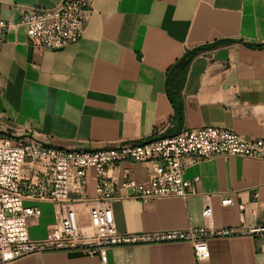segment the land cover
Returning <instances> with one entry per match:
<instances>
[{
  "label": "crops",
  "instance_id": "crops-1",
  "mask_svg": "<svg viewBox=\"0 0 264 264\" xmlns=\"http://www.w3.org/2000/svg\"><path fill=\"white\" fill-rule=\"evenodd\" d=\"M61 2L0 0V17L14 23L0 37V132L32 135L67 149L141 143L207 125L247 138L264 136V0H94L78 42L59 50L32 47L19 24L23 9ZM220 39L238 41L205 49L191 61L180 95V121L166 92L167 72L187 50ZM107 173L118 185L127 177L149 179L144 162L125 160ZM196 177L194 193L186 198L116 199L118 231L202 226L205 194L211 197L216 228L242 232L264 224L263 161L213 156L189 164L185 178ZM95 184L90 169V195ZM227 196L234 204H222ZM25 205L41 209L29 224L30 238H44L56 220L55 205L31 200ZM209 249L210 258L200 263L191 243L172 242L111 247L106 261L78 251L47 250L7 264H264V237L212 238Z\"/></svg>",
  "mask_w": 264,
  "mask_h": 264
},
{
  "label": "built area",
  "instance_id": "built-area-1",
  "mask_svg": "<svg viewBox=\"0 0 264 264\" xmlns=\"http://www.w3.org/2000/svg\"><path fill=\"white\" fill-rule=\"evenodd\" d=\"M94 0H62L52 8L26 7L19 24L26 29L34 48L59 50L83 36ZM13 22L0 17V37ZM213 156L251 157L264 162V136L247 138L222 126L207 125L160 137L148 143L121 142L98 149L60 148L32 135L0 132V264L34 252L78 251L106 261L111 247L134 244L189 242L196 262L210 258L209 240L246 234L264 237V224L216 228L209 194L204 195L202 215L206 223L182 229L119 232L113 202L130 197L143 201L163 197L186 198L200 178L186 179L189 164ZM144 162L149 168L146 183L127 177L120 185L107 171L122 161ZM96 175L95 192L88 193V171ZM125 190L127 195H123ZM49 201L56 220L44 238L29 236V224L41 214L38 205L25 201ZM232 205L231 196L222 199ZM244 208L243 204L239 205Z\"/></svg>",
  "mask_w": 264,
  "mask_h": 264
},
{
  "label": "trees",
  "instance_id": "trees-1",
  "mask_svg": "<svg viewBox=\"0 0 264 264\" xmlns=\"http://www.w3.org/2000/svg\"><path fill=\"white\" fill-rule=\"evenodd\" d=\"M238 40L234 39H220L210 44H205L204 46L196 47L190 50H187L186 53L175 62L168 70L166 75V92L169 96L173 104V108L175 110V114L178 116V119L182 120V101L180 98L181 92L183 90L185 78L187 75V70L191 61L203 53L205 49H214L221 45H227L234 43ZM249 46H253V44H248ZM187 59L188 62L184 67L179 66V61L181 59Z\"/></svg>",
  "mask_w": 264,
  "mask_h": 264
},
{
  "label": "water",
  "instance_id": "water-1",
  "mask_svg": "<svg viewBox=\"0 0 264 264\" xmlns=\"http://www.w3.org/2000/svg\"><path fill=\"white\" fill-rule=\"evenodd\" d=\"M187 62H188V60L183 58V59H181L179 61V66L184 67L187 64ZM158 138H160V137H153V138H151L149 140L142 141L141 143L144 144V143L152 142V141H154V140H156Z\"/></svg>",
  "mask_w": 264,
  "mask_h": 264
}]
</instances>
